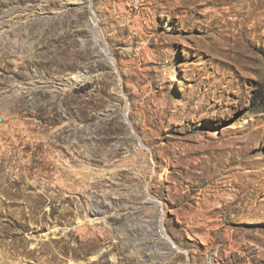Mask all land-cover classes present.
<instances>
[{"label": "rangeland", "instance_id": "obj_1", "mask_svg": "<svg viewBox=\"0 0 264 264\" xmlns=\"http://www.w3.org/2000/svg\"><path fill=\"white\" fill-rule=\"evenodd\" d=\"M0 264H264V0H0Z\"/></svg>", "mask_w": 264, "mask_h": 264}]
</instances>
